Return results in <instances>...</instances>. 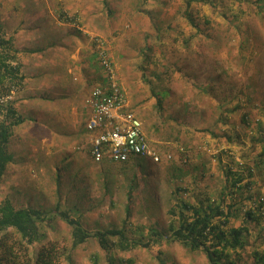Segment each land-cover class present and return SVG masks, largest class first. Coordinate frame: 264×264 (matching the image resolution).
<instances>
[{
  "label": "rangeland",
  "instance_id": "rangeland-1",
  "mask_svg": "<svg viewBox=\"0 0 264 264\" xmlns=\"http://www.w3.org/2000/svg\"><path fill=\"white\" fill-rule=\"evenodd\" d=\"M0 3L5 36L6 30L8 39L27 31L23 44L31 48L45 41L47 52L54 47L51 41L83 28L87 50L95 56L93 66L105 79L104 53L159 156L157 163L138 158L98 165L90 156L89 134L73 139L28 129L24 137L17 136L21 145H10L15 161L0 187V203L10 199L17 208L54 215L69 210L93 233L125 230L129 238L145 241L153 227L167 238L149 248L115 249L123 264H210L203 252L169 240L175 219L167 211L178 197L194 202L196 196L198 201L210 195L219 200L226 189L241 200L233 207L229 226L248 229L245 249L232 259L254 264L256 253H264V164L253 139L260 128L264 137V0H109L108 6L103 0ZM76 14L80 25L64 23ZM36 25L43 29L33 30ZM69 53L70 47H63L58 55L62 65ZM230 170L253 184L254 200L237 187H225L233 182L234 177L227 176ZM178 188L185 191L179 194ZM261 200L262 208L254 204ZM228 204L231 195L224 202ZM249 210L254 220L247 219ZM41 227L46 239L29 247L31 256L50 245L69 253L72 230L65 222L57 216ZM73 259L75 264H107L96 239L75 249ZM59 264L68 262L63 258Z\"/></svg>",
  "mask_w": 264,
  "mask_h": 264
},
{
  "label": "trees",
  "instance_id": "trees-1",
  "mask_svg": "<svg viewBox=\"0 0 264 264\" xmlns=\"http://www.w3.org/2000/svg\"><path fill=\"white\" fill-rule=\"evenodd\" d=\"M105 6L109 5V0H103ZM1 7V3H0ZM186 17H190L186 12ZM64 23H80L77 14L74 18H66ZM71 21V22H70ZM32 30V28H29ZM4 28L0 24V85L6 82L11 86L0 88V98L7 97L13 89L18 91L22 87L24 77L20 76L19 55L21 50L15 44V38L7 37ZM80 33V32H79ZM40 48V47H38ZM35 49V48H34ZM39 52V50H29ZM98 55V54H97ZM99 56V55H98ZM97 56V57H98ZM9 101L2 107L0 117V187L2 186L8 167L15 161L14 154L10 151L12 145L13 131L21 127L30 118L20 115L17 108ZM158 105L162 109V101L159 98ZM245 119H243L244 121ZM88 134V131L86 132ZM255 144L261 147L259 158L264 164V137L263 129L260 128L259 136L253 138ZM69 166V164H67ZM232 175V184L226 182V188H238L243 191L248 200H254L251 194L252 183L246 180L243 174H235L231 170L227 176ZM249 177L252 173L249 172ZM253 179V178H251ZM243 185V186H242ZM177 191L180 194V190ZM180 190V191H179ZM235 192V193H238ZM241 194V195H242ZM177 195V193H175ZM219 200L213 196H205L203 200L195 197L194 202L183 200L178 197L177 203L167 211L168 215L175 219L169 226L171 238L169 240L181 243L192 252H203L210 264H239L232 259L234 253L245 249V236L248 229L245 226L239 228L230 227V220L233 215V207H237L241 200H237L231 192L226 189L219 194ZM231 195V204L224 205L227 196ZM263 200L254 202L262 208ZM47 213L40 209L28 207L17 208L10 199H5L0 203V264H59L60 259H65L68 264H75L73 252L75 249L86 243L90 239H96L101 249L106 253L107 264H123L117 261L114 250L129 251L136 248H149L151 244L166 241L167 239L157 228H149L147 240L129 238L125 230H108L99 232H89L84 228L81 220L72 215V212L61 211ZM59 217L72 230V247L68 254L58 252L55 246L50 245L42 249L34 258L29 253V247L44 241L46 235L41 232L42 225L49 223ZM249 220H254L251 210L246 212ZM259 221V219H255ZM114 239V240H112ZM254 264H264V253H256Z\"/></svg>",
  "mask_w": 264,
  "mask_h": 264
},
{
  "label": "crops",
  "instance_id": "crops-1",
  "mask_svg": "<svg viewBox=\"0 0 264 264\" xmlns=\"http://www.w3.org/2000/svg\"><path fill=\"white\" fill-rule=\"evenodd\" d=\"M40 28L36 25L33 30ZM75 30L73 34H66L63 38L51 41L54 47L47 52L43 51L45 41L40 48L37 46L35 49L23 44L27 31L14 37L16 46L22 51L19 62L20 76L24 77V82L15 94L12 105L20 115L30 118L29 122L26 121L13 131L12 142L16 141L18 146L22 140L17 136L24 137L26 130L32 128L42 129L43 132L54 131L73 139L86 132V124L91 114L87 99L94 86L102 83L103 74L102 70L99 72L93 66L96 64L95 56L87 50V42L82 36L83 28L78 27ZM63 47H70V53L66 56L68 62L64 65L63 59L58 57L60 52H63Z\"/></svg>",
  "mask_w": 264,
  "mask_h": 264
},
{
  "label": "built area",
  "instance_id": "built-area-1",
  "mask_svg": "<svg viewBox=\"0 0 264 264\" xmlns=\"http://www.w3.org/2000/svg\"><path fill=\"white\" fill-rule=\"evenodd\" d=\"M107 82L93 89L87 101L91 111L86 130L90 135L89 151L96 164L128 163L138 158L154 162L159 156L143 131L142 122L130 108L110 63L102 53ZM16 90L0 98V117L4 104L12 101Z\"/></svg>",
  "mask_w": 264,
  "mask_h": 264
},
{
  "label": "clouds",
  "instance_id": "clouds-1",
  "mask_svg": "<svg viewBox=\"0 0 264 264\" xmlns=\"http://www.w3.org/2000/svg\"><path fill=\"white\" fill-rule=\"evenodd\" d=\"M99 58H100V56H99ZM101 65L104 67V65H103V62H101ZM118 80V79H117ZM107 82V76H106V78L105 79H103L102 80V83H99L97 86H95L94 88H96V87H98V86H100V85H104L105 83ZM118 84L120 85V87H121V89H122V91L124 92V94L126 95V97H127V94H126V92L124 91V89L122 88V85L118 82ZM13 90H16V89H13ZM93 91V90H92ZM16 93H17V90H16ZM15 93V94H16ZM91 94V93H90ZM90 96V95H89ZM88 99H89V97H88ZM88 99H87V101H88ZM127 99H128V97H127ZM87 105H88V103H87ZM88 108H89V105H88ZM90 136V135H89ZM93 161V160H92ZM150 161H152V160H150ZM153 163H157V162H154V161H152ZM98 165H100V164H98Z\"/></svg>",
  "mask_w": 264,
  "mask_h": 264
}]
</instances>
